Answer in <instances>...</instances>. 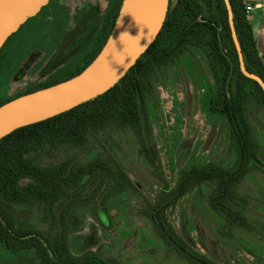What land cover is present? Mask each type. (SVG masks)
Wrapping results in <instances>:
<instances>
[{"label":"trees","instance_id":"trees-1","mask_svg":"<svg viewBox=\"0 0 264 264\" xmlns=\"http://www.w3.org/2000/svg\"><path fill=\"white\" fill-rule=\"evenodd\" d=\"M121 3L122 0H107L97 19L98 26L84 24L81 36L67 44L60 62L70 64L72 56L74 67L70 71L8 96L0 100V105L83 70L103 46ZM229 3L245 67L264 82V64L243 0ZM56 9L53 14L58 15ZM9 40L2 45L0 54ZM192 50L204 57L214 84L209 112L224 121L234 161L230 166L211 161L194 163L180 170L173 186L161 176L163 186L147 205L146 215L163 244L190 264L217 263L195 251L167 219L168 209L184 196L204 188L206 206L220 218L224 233L238 228L252 230L245 208L240 206L246 198L239 195L238 189L243 179L264 161V151L251 127L252 118L258 120L257 112L264 111V92L240 71L223 0H169L156 38L114 86L70 110L17 128L0 139V244L12 252L32 251L17 264H121L91 250L88 236H72L77 190L92 180H98L99 185L104 180L110 183L107 194L93 208L95 219L110 228L103 200L108 192L121 193L136 184L125 172L112 170L108 161L101 159L103 144L111 133L130 132L145 159L155 165L148 139L157 83L169 66ZM62 147L76 150L77 154L47 162ZM35 208L44 220L51 219L50 226H56L53 235L36 226L18 224L22 209Z\"/></svg>","mask_w":264,"mask_h":264},{"label":"rangeland","instance_id":"rangeland-1","mask_svg":"<svg viewBox=\"0 0 264 264\" xmlns=\"http://www.w3.org/2000/svg\"><path fill=\"white\" fill-rule=\"evenodd\" d=\"M106 5L107 0H50L37 16L18 28L0 54V100L70 71L74 67L72 56L70 64L60 62L67 44L81 36L84 24L97 27ZM156 90L148 139L155 165L145 159L130 132L111 133L100 157L112 170L125 172L136 186L121 193L108 192L103 200L111 222L108 229L93 214L96 202L110 186L105 180L100 185L92 180L77 190L76 213L71 218L72 236H88L91 250L121 264H190L163 244L146 215L147 205L163 186L161 176L173 186L180 170L194 163L211 161L230 166L234 161L224 121L209 112L214 84L199 51L192 50L169 66ZM256 115L258 120L252 118L251 127L264 151V111ZM75 154L76 150L62 147L47 162ZM259 167L243 179L238 189L246 198L240 206L245 208L251 231L238 228L226 231L229 235L224 233L220 218L206 206L204 188L168 209L167 219L174 231L217 264H264V161ZM17 222L48 230L52 235L56 230L55 225H49L51 219L44 220L36 208L22 209ZM31 253L12 252L0 244V263L17 264Z\"/></svg>","mask_w":264,"mask_h":264},{"label":"water","instance_id":"water-1","mask_svg":"<svg viewBox=\"0 0 264 264\" xmlns=\"http://www.w3.org/2000/svg\"><path fill=\"white\" fill-rule=\"evenodd\" d=\"M50 0H0V49L18 28L35 16ZM231 38L241 73L264 82L249 72L237 39L229 0H223ZM169 0H122L120 9L103 46L78 74L0 105V139L13 130L37 123L70 110L103 94L114 86L156 38L168 9Z\"/></svg>","mask_w":264,"mask_h":264},{"label":"crops","instance_id":"crops-1","mask_svg":"<svg viewBox=\"0 0 264 264\" xmlns=\"http://www.w3.org/2000/svg\"><path fill=\"white\" fill-rule=\"evenodd\" d=\"M264 0H243L246 4H261ZM249 22L252 27L253 37L256 42V48L259 55L262 57L264 64V8H254L249 17Z\"/></svg>","mask_w":264,"mask_h":264},{"label":"built area","instance_id":"built-area-1","mask_svg":"<svg viewBox=\"0 0 264 264\" xmlns=\"http://www.w3.org/2000/svg\"><path fill=\"white\" fill-rule=\"evenodd\" d=\"M256 7H258V8L263 7L264 8V2L261 4H246V5H244V12H245L246 18L249 19L251 11Z\"/></svg>","mask_w":264,"mask_h":264},{"label":"flooded vegetation","instance_id":"flooded-vegetation-1","mask_svg":"<svg viewBox=\"0 0 264 264\" xmlns=\"http://www.w3.org/2000/svg\"><path fill=\"white\" fill-rule=\"evenodd\" d=\"M52 11H54V10L52 9Z\"/></svg>","mask_w":264,"mask_h":264}]
</instances>
